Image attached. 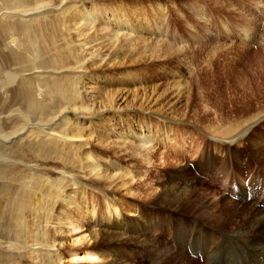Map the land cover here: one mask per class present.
I'll list each match as a JSON object with an SVG mask.
<instances>
[{
    "label": "bare ground",
    "instance_id": "bare-ground-1",
    "mask_svg": "<svg viewBox=\"0 0 264 264\" xmlns=\"http://www.w3.org/2000/svg\"><path fill=\"white\" fill-rule=\"evenodd\" d=\"M94 1L0 0V264H21L23 258L33 264H64L66 259L69 264L115 261L110 254L109 238L99 233L97 239L88 229L85 230L87 237L70 243L84 247L60 249L64 247L60 239L62 229L78 231L84 223L81 215L88 213L92 219L95 216L94 200L88 199L85 189L89 187L84 186V177L109 184L117 178L123 183L121 187L127 185L124 179H134L129 170H113V162L102 167L94 151L86 150L85 142L92 137L84 134L88 126L82 125L91 116L112 108L116 99L115 95H106L103 102L85 105L86 100L92 98L90 95L97 91L94 85L85 82L84 64L98 58L96 48L89 47L86 41L89 32L106 33L111 40H117L133 37L142 29L135 23L136 13L115 14L119 8L103 11L101 4H92L86 10L81 8ZM215 1L219 9L225 6L229 9L234 4ZM119 7L126 11L127 6H122L121 2ZM162 10L160 7L161 15ZM247 16L250 17L244 18L243 29L239 30V37L245 42L254 39L252 35L257 34L259 27V21L253 22L255 16ZM260 40L258 43L262 47L264 29ZM168 54L170 48L166 50L165 55ZM104 61L102 58L101 62ZM259 121L260 118L247 127L245 123L246 128L242 126L244 129L239 130L237 137L245 139ZM140 130V133H132L127 127L126 133L120 132L121 135L111 130L115 133L114 146L124 154L132 151L134 156L152 165L150 160L156 156L151 144L153 135L142 127ZM230 132L226 133L225 129L222 135H230ZM164 134L165 139L171 141L169 134ZM111 145L108 144L106 150ZM225 149V146L216 148L221 153ZM230 153L238 159V152ZM256 154L257 163L264 169V144ZM200 158L188 167L194 169L195 166L201 173L209 174L221 163L217 157H206L204 150ZM205 160L207 163L203 166ZM162 165L165 178L160 191L151 195V204L158 205L166 213L163 219L158 217L160 221L154 217L143 222L144 234L149 238L138 242L137 253L144 255L145 264H173L184 255L186 248L193 253L201 252L206 264L264 263V182L260 175L248 188L238 187L227 195L212 198L207 204L196 187L199 182L188 178V168L170 166L168 156ZM224 168L219 169L224 171ZM110 169L113 172H108ZM219 169L216 167L215 172ZM151 173L152 170L147 172L148 181L133 180V185L149 186ZM95 188L100 189L98 185ZM248 192H251L250 197ZM109 210L108 216L112 213L117 222L115 205H109ZM76 211L77 216H74ZM186 219H192L188 227L183 223ZM166 222L174 225L175 251L169 244L155 240L154 234H160L152 225L162 224L163 228ZM53 249L55 252L51 251Z\"/></svg>",
    "mask_w": 264,
    "mask_h": 264
},
{
    "label": "rangeland",
    "instance_id": "rangeland-1",
    "mask_svg": "<svg viewBox=\"0 0 264 264\" xmlns=\"http://www.w3.org/2000/svg\"><path fill=\"white\" fill-rule=\"evenodd\" d=\"M119 2L127 6L126 11L120 10L123 7H119ZM223 2L234 4L229 9L225 6V10L223 7L219 9L215 0H96L81 7L86 10L92 4H101L103 11L119 8L115 14L129 16L136 13L135 23L137 28L142 29L133 37H120L117 40H111L106 33H88L86 41L89 47L96 48L98 58L94 62H85V82L94 85L97 92L90 95L92 98L86 100L85 105L103 102L106 95H115L116 100L112 102V108L91 116L82 125L88 126L84 134L92 137L85 142L86 150L94 151L102 167L113 162V170H129L133 180L148 181L147 172L152 170L149 186L156 185L157 188L135 187L133 180L128 179H124L127 185L121 187L123 183L117 178L109 184L82 177L84 186L89 187L85 189L88 199L94 200L95 216L92 219L88 213L80 214L84 217V223L78 231L65 232L62 229L64 232L60 239L64 247H60L61 250L84 247L70 243L87 237L85 230L88 229L97 235V239L99 233L109 238L110 254L115 259L110 264H145L144 255L137 253L138 242H145L149 238L144 234L143 222L154 217L155 220L165 217V210L151 204V195L162 188L161 181L165 174L161 169L166 156L171 160L170 166L188 168L187 177L199 182L198 185L195 183L196 187L207 204L227 195L222 183H228V179L235 183L234 191L238 187L245 188L242 185L244 179L249 181L254 173L252 181L260 175L264 182V169L256 161L258 148L264 144V45L261 47L258 43L264 29V24H260L264 23V1ZM72 4L76 3L72 1ZM160 7L163 8L162 15ZM144 12L147 14L144 15ZM245 14L255 16L253 22L259 21L260 27L257 34L252 35L254 39L246 42L239 37L244 18L250 17ZM218 33L221 39L217 40ZM168 48L170 55H165ZM102 58L104 62H101ZM259 118L260 121L248 131L245 139L237 137L245 123L247 127ZM127 127L132 133H140L142 127L154 136L151 144L156 156L150 160L152 165L134 156L132 151L131 154H124L114 146L115 133L111 130L126 133ZM225 129L226 133L232 130L230 135H222ZM164 133L169 134L171 141L165 139ZM110 143L111 148L106 150ZM218 146H225L226 151L218 152ZM129 147L135 149L134 145ZM203 150L206 157H217L221 161L215 168L228 169L215 172L214 168L209 174H203L195 166L194 169L188 167L202 159L199 157ZM231 151L238 152V159L233 158ZM104 152H107L106 157L103 156ZM206 163L205 160L202 165ZM259 171L261 174H258ZM97 185L100 189L95 188ZM247 194L250 197L251 192ZM255 196L259 197V194ZM230 197L236 198L233 195ZM233 201L236 202V199ZM112 204L117 209V222L112 213L108 216L109 205ZM73 215L77 216V211ZM183 223L188 227L192 219H186ZM154 224L153 228L159 229L160 234H154L156 242H165L175 251L172 242L174 225L166 222L162 228V224L159 227H154ZM58 233H61L60 230ZM181 258L173 264H202L196 254L188 251ZM20 261L21 264H33L27 258ZM63 263L69 264L67 259Z\"/></svg>",
    "mask_w": 264,
    "mask_h": 264
}]
</instances>
